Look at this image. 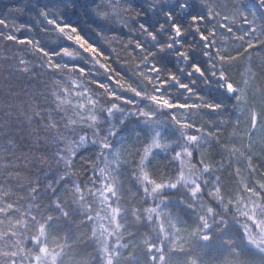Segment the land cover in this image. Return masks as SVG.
<instances>
[{
	"label": "trees",
	"instance_id": "obj_1",
	"mask_svg": "<svg viewBox=\"0 0 264 264\" xmlns=\"http://www.w3.org/2000/svg\"><path fill=\"white\" fill-rule=\"evenodd\" d=\"M210 8L209 0H0V264H19L18 244L30 264L41 256L36 243L64 249L63 261L52 264H103L111 256L114 264H151V253L153 262L165 251L168 264H264V254L230 224L248 215L264 239V34L239 17L219 25ZM61 29L71 42L58 37ZM149 114L168 124L158 149L156 131L143 124ZM183 132L201 138L193 160L204 173L212 214L196 210L188 196L174 203L179 192L163 193V216L154 212L149 223L139 215L119 219L112 243L120 238L123 246L104 258L93 222L77 205L98 178L103 143L124 147L120 198L128 214L146 206L133 175L148 148L157 164L147 170L151 182L178 183L184 147L172 144H188ZM59 157L66 166L56 163ZM26 215H32L27 226L19 220ZM223 218L220 237L231 233L239 243L233 255L220 257L204 244ZM39 226L43 236L36 238ZM166 226L174 238L163 244L159 230ZM195 232L201 236L193 244Z\"/></svg>",
	"mask_w": 264,
	"mask_h": 264
},
{
	"label": "rangeland",
	"instance_id": "obj_2",
	"mask_svg": "<svg viewBox=\"0 0 264 264\" xmlns=\"http://www.w3.org/2000/svg\"><path fill=\"white\" fill-rule=\"evenodd\" d=\"M201 1V0H198ZM221 1L223 0H209V4L211 6L210 10L212 12L213 17L216 19V23L221 25L222 18L226 20L228 17H234L241 18L240 22H252L253 24H256L258 34L260 31V36L264 34V0H249V6H243L240 5V2L243 0H225L223 1V5H220ZM232 2H234L232 4ZM236 2V3H235ZM228 5L231 7L232 13L228 12ZM223 6V7H222ZM253 6V7H252ZM222 7V9H220ZM225 10L226 13L224 15L223 11ZM225 16V17H223ZM261 16V17H260ZM251 24V23H250ZM251 26V25H250ZM255 26V25H254ZM60 36V37H59ZM59 38H63V41L71 42V38L66 30H63L58 33ZM239 43V42H238ZM238 43L234 45H238ZM143 98V97H139ZM60 99V98H58ZM57 100V99H55ZM140 105V104H139ZM164 106V105H163ZM158 110L159 114L160 112H163L164 109L160 108ZM166 111H169L168 108H166ZM161 115V114H160ZM149 121L143 122V124H148V128H150L152 131H156L154 134L153 142L154 146L157 149L159 147V137L160 135L165 131V129L168 128V124H164L163 120L159 119L158 115L155 114H149ZM162 117V116H161ZM169 129V128H168ZM160 130V132H159ZM185 132L181 133L184 135L185 138H187V134H184ZM180 136V135H179ZM191 137V140L188 139ZM188 144L182 145L180 144V139H176L172 145L174 147H178L179 145L184 147V150H182L179 154L180 159L179 162L182 165L183 172L180 175V179L178 180V183L171 184L170 186L167 185V182L163 183V186L153 184L151 180L149 179L147 175V168L145 166V163L150 160V153L154 149L150 148L147 153H145L143 160L141 161L138 171L136 174L133 175L135 180H137L138 186L141 185L143 191L140 189V193H142V197L145 201V207L144 209H132L128 214H124L122 212L121 208V198H120V185L121 180H123L125 172H122V169L126 168L128 165L127 160L124 159L122 161V155L125 153L124 147L119 146V143L114 146V142L112 144H104L103 143V152H102V161L99 164L100 171H98V178L92 179L90 181V192L86 195H84V192H80V195L78 196L77 205L82 212L80 215L83 217V214H86L87 218L90 219L93 222V231H94V237L98 240V243H100L103 247L102 254L105 257H108L110 254V250H112L113 255H117L119 252V249L123 246L120 238L112 243V239L116 238L118 233L116 234V227L119 219H125L129 216H135L137 218V215L139 220H142L144 218L147 222L153 221V213H157L158 216H163L165 207H167L166 199L163 197V193L172 191L173 192H179V198H173L174 203H182L185 196H188L190 198L189 202L190 205H192L196 210L202 209L203 212L205 211L207 214H212L210 208L208 205H206L204 200H209L206 195H204L203 191V181L202 175L204 173H200L197 170L198 164L196 161L193 160V149L194 144H198L201 142L200 136H197L195 133L188 134ZM125 157H127L125 155ZM89 184V183H88ZM205 184V183H204ZM180 185V187H179ZM179 188V189H178ZM87 187L84 188L86 190ZM182 190H186V193ZM213 196L216 198L218 195L217 192L212 193ZM218 200L221 201L222 197L219 196ZM84 201V202H83ZM158 203V205H156ZM150 205V207H149ZM206 205V206H205ZM205 207V208H204ZM161 210V211H160ZM32 215H26L24 218H19L21 220L23 225H28L31 222L27 219H31ZM244 222H241L240 219L231 220L232 229L231 231L235 232L234 228H237L238 235L242 233L244 239L246 241V244L249 245L250 240L252 243H254L255 246L251 245L253 250L258 254H264V239H259L257 236V233L253 232L250 223H249V216L244 215ZM32 220V219H31ZM144 222V223H145ZM158 224L162 223L160 219L157 220ZM252 222V221H251ZM253 223V222H252ZM117 224V225H116ZM173 223H170L169 225H172ZM228 224V219L223 218L220 221H218L217 224V230L215 232L211 233L212 237L214 236L213 241H211L209 244H204V250L206 252H210L213 254L215 252V255H218L216 252H220V257H225L228 255H233L234 252L233 246L235 244H238L239 242H233L234 235L229 234L227 236L226 241L222 239L220 236L224 233V229L226 225ZM201 229L205 224H200ZM25 226V227H26ZM234 226V227H233ZM142 227V226H139ZM150 229L152 231H155L157 227L154 225H150ZM200 229V230H201ZM253 229L258 232L257 227H253ZM116 230V231H115ZM39 234V235H38ZM43 236L42 229L40 226L38 227L36 238H40ZM93 236V234H92ZM159 236L162 238L163 244L167 242L169 239L174 238L173 230H169V228L166 226L165 229L162 227V231L159 230ZM201 233L195 232V236L192 238L191 243L195 244L200 240ZM198 240H197V239ZM209 238V236H208ZM230 240V242H229ZM108 242H111L112 246H108ZM201 242V241H200ZM190 243V242H189ZM170 246V245H169ZM168 246V247H169ZM158 249V254L161 252V248ZM38 251L41 256H36L34 258V261H31L30 264H52L54 260L57 261H63V256L66 254L64 253V249H59L60 251H54L50 249H45L44 246H39L38 243L33 245V251ZM175 250H171L170 252H174ZM175 253V252H174ZM230 253V254H229ZM26 249L22 248L21 245H17V250L15 253V259L16 262L19 264H28L25 260ZM105 254V255H104ZM150 263L151 264H168L169 258L168 253L165 251L164 255L159 256L158 258H155L153 262H151V258L155 256L154 254H150ZM114 257V256H113ZM112 256L109 259L105 260L103 264H114V258ZM55 264V263H54Z\"/></svg>",
	"mask_w": 264,
	"mask_h": 264
},
{
	"label": "snow or ice",
	"instance_id": "obj_3",
	"mask_svg": "<svg viewBox=\"0 0 264 264\" xmlns=\"http://www.w3.org/2000/svg\"><path fill=\"white\" fill-rule=\"evenodd\" d=\"M165 14H166L167 16H169V17L172 16V13H171V12H166ZM192 19H193V20H197V19H200V18H199V17H193ZM160 27H161V29H162V28H163V25H161ZM172 27L175 29L177 35H182V29H181V27H180L179 24H173ZM61 30H63V29H61ZM150 34H151L153 37H155V35H156L155 32L150 33ZM161 47H163V45H161ZM92 50H93V51H98V49H92ZM41 51H44V50L41 49ZM179 55L187 56L188 53H187V52H180ZM57 67H59V66L57 65ZM194 67H195L197 70H199V71H203V70L200 68V66H199L198 64H197V65H194ZM155 71L159 72V67H157V68L155 69ZM169 76H170V78H172V79H175V78H176V77H175V73H172V72L169 73ZM184 87H187V86L184 85ZM133 91H135V89H133ZM137 94H139V93H137ZM152 99H153L154 101H156V102H162V103H164V104H168V103H169L167 100L160 101L159 98L156 97V96H153Z\"/></svg>",
	"mask_w": 264,
	"mask_h": 264
},
{
	"label": "bare ground",
	"instance_id": "obj_4",
	"mask_svg": "<svg viewBox=\"0 0 264 264\" xmlns=\"http://www.w3.org/2000/svg\"><path fill=\"white\" fill-rule=\"evenodd\" d=\"M149 151V148L146 150V153ZM152 153V151H151ZM154 159V158H153ZM153 159H152V162L149 160L148 162L145 163V166L148 170V168L150 169H155L157 167V164L153 162ZM56 163H58V165H62V166H66L65 162L62 160V158H56ZM89 193V192H88ZM208 240V239H207Z\"/></svg>",
	"mask_w": 264,
	"mask_h": 264
},
{
	"label": "water",
	"instance_id": "obj_5",
	"mask_svg": "<svg viewBox=\"0 0 264 264\" xmlns=\"http://www.w3.org/2000/svg\"><path fill=\"white\" fill-rule=\"evenodd\" d=\"M211 228V226H208L205 228V232H207L209 229ZM207 240V239H206Z\"/></svg>",
	"mask_w": 264,
	"mask_h": 264
}]
</instances>
